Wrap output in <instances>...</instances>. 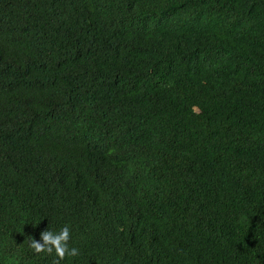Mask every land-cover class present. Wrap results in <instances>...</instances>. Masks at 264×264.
Returning <instances> with one entry per match:
<instances>
[{
  "label": "trees",
  "instance_id": "16d2710c",
  "mask_svg": "<svg viewBox=\"0 0 264 264\" xmlns=\"http://www.w3.org/2000/svg\"><path fill=\"white\" fill-rule=\"evenodd\" d=\"M64 225L59 264H264V0H0V264Z\"/></svg>",
  "mask_w": 264,
  "mask_h": 264
},
{
  "label": "clouds",
  "instance_id": "9594fccd",
  "mask_svg": "<svg viewBox=\"0 0 264 264\" xmlns=\"http://www.w3.org/2000/svg\"><path fill=\"white\" fill-rule=\"evenodd\" d=\"M72 150L90 166L96 162V156L79 136L74 137ZM70 239L71 229L68 225H64L59 231L44 230L41 233L40 241L32 237L29 242V247L35 253H52L55 251L57 259L54 260L53 264H59V260L63 259L65 256L75 257L79 254V249L77 247L69 246L68 241Z\"/></svg>",
  "mask_w": 264,
  "mask_h": 264
},
{
  "label": "bare ground",
  "instance_id": "6f19581e",
  "mask_svg": "<svg viewBox=\"0 0 264 264\" xmlns=\"http://www.w3.org/2000/svg\"><path fill=\"white\" fill-rule=\"evenodd\" d=\"M74 86V85H73Z\"/></svg>",
  "mask_w": 264,
  "mask_h": 264
}]
</instances>
